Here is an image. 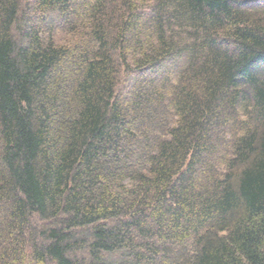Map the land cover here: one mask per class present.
Masks as SVG:
<instances>
[{"label": "trees", "instance_id": "trees-1", "mask_svg": "<svg viewBox=\"0 0 264 264\" xmlns=\"http://www.w3.org/2000/svg\"><path fill=\"white\" fill-rule=\"evenodd\" d=\"M32 2L0 0V264H264V0Z\"/></svg>", "mask_w": 264, "mask_h": 264}, {"label": "rangeland", "instance_id": "rangeland-1", "mask_svg": "<svg viewBox=\"0 0 264 264\" xmlns=\"http://www.w3.org/2000/svg\"><path fill=\"white\" fill-rule=\"evenodd\" d=\"M33 0H22V5H23V7H26V5H27V7L28 6H30L31 8H32V5H33V2H32ZM29 8V7H28ZM24 9V8H23ZM52 15H50V17H51ZM56 39L57 40H60L61 42H63V41H65L66 39H68V35L67 34H65V33H57V35H56Z\"/></svg>", "mask_w": 264, "mask_h": 264}]
</instances>
